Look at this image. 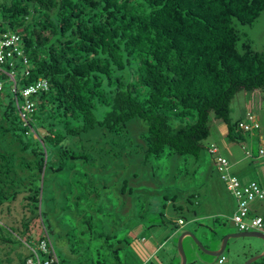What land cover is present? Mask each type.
<instances>
[{
	"label": "trees",
	"instance_id": "obj_1",
	"mask_svg": "<svg viewBox=\"0 0 264 264\" xmlns=\"http://www.w3.org/2000/svg\"><path fill=\"white\" fill-rule=\"evenodd\" d=\"M263 11L264 0H0V38L18 33L23 50L0 65V211L23 193L31 213L10 228L29 248L18 264L43 240L59 264L53 231L91 264H122L128 240L112 228L198 197L178 184L185 155L208 149L218 170L220 154L204 144L211 121L239 141L249 112L234 119L233 100L259 90L264 102V49L236 23L253 25ZM39 78L49 89L24 119L14 85ZM179 219L169 218L173 231Z\"/></svg>",
	"mask_w": 264,
	"mask_h": 264
},
{
	"label": "rangeland",
	"instance_id": "obj_2",
	"mask_svg": "<svg viewBox=\"0 0 264 264\" xmlns=\"http://www.w3.org/2000/svg\"><path fill=\"white\" fill-rule=\"evenodd\" d=\"M236 23L240 31L252 39L256 49H264V11L253 25H242L239 21H236ZM244 95V92H240L233 100L232 116L234 119L244 116L241 114H245L243 112L245 107L243 104ZM241 101L244 106L241 105L242 109L239 108L241 107L239 106V102ZM214 120L211 121V134L204 140L205 146H213L211 145L213 143L219 147L221 154L231 159L242 157L246 154L242 148V142L249 145L250 140L254 138L255 146L258 148L259 143L257 137H254L255 132L243 131L241 132L243 137L241 140L232 141L217 132ZM201 156L200 159H195L190 155H185V158L188 160L182 163L183 176L178 184L188 194L191 191L195 193V190L198 194L197 198H191L192 203L186 201L180 202L184 207L183 211L175 212L171 202H168L166 208L160 206L161 211L165 212L166 217L158 218L160 207L158 209L154 206H148L146 212H149L154 217L157 216L151 218L154 222H150L148 218H145L144 225H137L135 221L134 223L131 222L130 227L132 229H129L125 225L112 228V232L118 234L119 238L128 240L123 250H120L122 264H180L177 243L180 235L185 230L196 232L204 245L211 250L220 248L225 235L240 231L232 220L233 214L238 208L237 200L229 192L225 182L220 178L219 171L213 164L208 149H205V152ZM174 191L175 189L173 188L170 194H173ZM223 202L228 204L227 208H222ZM26 204L27 200L22 193L16 200L7 202L0 211V235L8 236L12 239L10 243L3 242L0 239V264H18L20 257H25L29 253V248L22 238L25 237L23 233L20 232L18 236L10 230L14 225L21 228L24 216L31 214ZM129 207L130 209H136L134 203ZM153 209H156V211L154 212ZM251 209L253 215L257 214L264 217V201L253 202ZM194 211L198 212V215H195ZM180 215L185 218L186 222L184 225H181V228L173 231L169 218L178 220ZM46 218L50 220L51 228L56 227L57 223L52 216L47 215ZM162 218L167 221V224L154 226ZM48 220L46 219L45 221L47 224H49ZM198 221L203 223V226L198 225ZM108 226L111 227V224L108 223ZM58 232L53 231L50 233V236L53 239L59 256V264H90L82 252H79V254H77L78 251L72 252L71 244L67 241L66 236H64L65 239L63 232L61 236H58ZM77 232L79 233L78 230ZM78 233L76 234L77 237ZM190 238L189 236L185 237L184 246L188 263L192 264H246L250 258L264 252L263 239L257 237L231 238L226 250L220 255L225 256V261L219 263L220 256L214 257L202 252L198 246L196 247L192 244ZM35 242L33 244L38 248V242ZM42 258H45L44 255H42ZM258 261H262V258Z\"/></svg>",
	"mask_w": 264,
	"mask_h": 264
},
{
	"label": "built area",
	"instance_id": "obj_3",
	"mask_svg": "<svg viewBox=\"0 0 264 264\" xmlns=\"http://www.w3.org/2000/svg\"><path fill=\"white\" fill-rule=\"evenodd\" d=\"M20 35L16 32L5 33L0 38V65L7 59L11 58L15 53L19 56H23V50L18 46ZM23 62L28 64V58L24 56ZM25 75H29L26 71ZM3 85L0 82V91H2ZM48 81L44 78H39L34 84L26 86L24 88H18L16 83L13 91L18 94V106L20 115L25 119L35 109V102L32 97L42 90H48ZM247 121L240 122V127L246 131H252L260 127V122L257 120L256 115L249 112ZM216 149L213 148V151ZM260 155L264 157V148H261ZM218 170L221 173L222 180L226 183V186L230 193L235 197L238 202L237 211L233 214L232 220L238 226L240 231L257 230L264 232V217L260 215H253L251 212V203L264 200V184L257 180H251L247 183H243L237 176L230 173V161L222 155L217 157ZM180 224H184L183 219H179ZM32 249V248H31ZM34 255L26 260L25 264H57L58 257L55 252L51 240H43L38 244L37 250L32 249ZM44 255V259L42 258ZM225 261V256L219 257V263ZM192 264V263H187Z\"/></svg>",
	"mask_w": 264,
	"mask_h": 264
},
{
	"label": "crops",
	"instance_id": "obj_4",
	"mask_svg": "<svg viewBox=\"0 0 264 264\" xmlns=\"http://www.w3.org/2000/svg\"><path fill=\"white\" fill-rule=\"evenodd\" d=\"M243 92L245 94L244 95V102H243L245 107L243 106L242 101L239 102V106L242 105L244 107L243 112H245V114H247V112L254 111V114L256 115L257 120L260 122V127L258 129L255 128L252 130L253 132H255L254 137H257V139H258V143H259L258 148H256V146H255L254 138H252L250 140L249 145H248V143L245 144V142H242V145H243L242 148L244 149L246 154L242 157H235L234 159H231V158H228L227 156L221 154L220 149L217 145H215L213 143L211 145H215V147H216L215 149L217 151L215 154H217V155L220 154L222 156H225L230 161V169H229L230 173L237 176L243 183H247L251 180H257V181L264 184V157L260 155L261 148H264V121H263L264 120V112H263L264 102L261 99V94H260L259 90L242 91V93ZM242 106L239 108L242 109ZM245 114H241L244 116H239L237 118V120L244 119L246 116ZM214 123L216 125L217 132L220 135H222L223 137L229 138L228 137V133H229L228 125L226 123H224L223 121L218 120V119H215ZM232 141H234V140H232ZM214 165H215V163H214ZM215 167H216V165H215ZM219 175L221 178L220 172H219ZM258 201H261V200H258ZM263 201H261V202H263ZM237 204H238V202H237ZM227 205H228L227 203L223 202L222 208H227ZM174 258H175V256H174Z\"/></svg>",
	"mask_w": 264,
	"mask_h": 264
},
{
	"label": "water",
	"instance_id": "obj_5",
	"mask_svg": "<svg viewBox=\"0 0 264 264\" xmlns=\"http://www.w3.org/2000/svg\"><path fill=\"white\" fill-rule=\"evenodd\" d=\"M186 236L191 237L195 244L203 251L204 253H207L210 256L214 257H219L221 254L224 253L226 250L229 240L231 238H238V237H257L260 239L264 240V232L257 231V230H246V231H238L236 233H229L224 236L220 248L216 250H211L207 248L204 243L200 240V238L197 237V235L190 230H185L183 233L180 235L177 243V248H178V253L180 256V264H187L188 263V257L185 251V246H184V239ZM264 257V252L260 253L258 255H255L254 257L250 258L246 264H253L254 262L258 261L259 259Z\"/></svg>",
	"mask_w": 264,
	"mask_h": 264
}]
</instances>
